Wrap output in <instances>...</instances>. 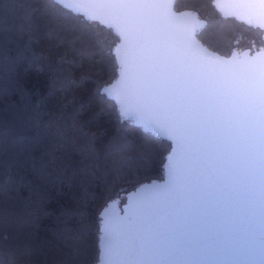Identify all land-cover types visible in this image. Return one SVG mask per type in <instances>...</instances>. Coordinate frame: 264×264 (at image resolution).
Returning <instances> with one entry per match:
<instances>
[{
	"label": "snow or ice",
	"instance_id": "6c2138e0",
	"mask_svg": "<svg viewBox=\"0 0 264 264\" xmlns=\"http://www.w3.org/2000/svg\"><path fill=\"white\" fill-rule=\"evenodd\" d=\"M211 5L264 30V0ZM81 11L102 17L119 34V79L111 85L106 80L113 70L109 37L95 30L74 34L94 66L89 99L67 117L37 113L20 131L0 121V170L27 167L38 185L46 184L69 159L71 144L79 156L74 172L84 184L100 170L122 179L134 162L150 158L147 142L135 158L131 153L122 120L135 117L174 141L169 184L142 189L124 221L102 213L100 264H264V36L255 54L249 49L225 58L197 38L212 21L195 11L178 12L174 0H0V65L9 59L37 64L35 35L74 32L69 13ZM50 71L62 73L56 65ZM84 113L89 122L114 119L103 151L80 122ZM62 216V248L55 255L38 252L4 228L0 264H98L86 243L87 213L67 210Z\"/></svg>",
	"mask_w": 264,
	"mask_h": 264
},
{
	"label": "trees",
	"instance_id": "16d2710c",
	"mask_svg": "<svg viewBox=\"0 0 264 264\" xmlns=\"http://www.w3.org/2000/svg\"><path fill=\"white\" fill-rule=\"evenodd\" d=\"M176 10L195 11L200 18L211 20L209 26L200 29L198 37L210 49L227 57L235 50L245 49L259 34L236 19L223 18L211 5V0H177ZM69 15L74 32L63 36L40 32L33 38L32 48L41 57L37 64L9 59L0 65V121L5 122L10 131L22 130L37 113L44 119L67 117L89 99L94 88V66L71 38L78 32L95 30L109 37L113 70L106 80L111 85L118 78L115 47L119 38L113 30L73 12ZM51 65L62 69V73H52ZM110 103L118 113L116 102L111 99ZM89 119V114L84 113L80 122L86 125L85 131L94 136L97 147L103 151L108 146L114 119L108 116L99 121L89 122ZM122 123L128 125L127 138L134 158L141 144L151 145L146 164L134 162L122 179L100 170L84 184L82 175L74 172V162L79 161V156L70 144L69 159L53 170L46 184L38 185L27 167L14 165L7 171L0 170V231L6 228L10 236L52 256L62 248L58 235L62 214L67 210L83 211L91 225L86 243L91 255L99 261L102 211L114 200L125 203L128 193L140 185L164 179L166 157L171 151L170 142L146 133L132 120L124 118ZM34 155L39 161L40 154Z\"/></svg>",
	"mask_w": 264,
	"mask_h": 264
},
{
	"label": "water",
	"instance_id": "95a60500",
	"mask_svg": "<svg viewBox=\"0 0 264 264\" xmlns=\"http://www.w3.org/2000/svg\"><path fill=\"white\" fill-rule=\"evenodd\" d=\"M176 2H177V0H174V7H175V9H176ZM216 10L220 13V15L223 18H226V19H228V18L229 19H231V18L236 19L233 16L225 17L224 14L221 13L218 9H216ZM73 13L83 16L85 19H87L90 22L99 23L101 26L106 27L107 29L113 30L114 34L119 38V42L117 43L116 47L120 44L119 34L116 32V30L114 28L110 27L105 22V20L102 17L97 16V17L93 18V17H90V16L86 15L83 11L78 12V13H76V12H73ZM236 20L239 21V22H241V23L246 24L247 26H249L246 22H244L242 20H238V19H236ZM250 27H252V26H250ZM199 31H200V29L198 30V32ZM262 31H263V36H264V30H262ZM197 38L199 39V37H197ZM200 43L202 44L203 47L207 48L209 51L215 52L212 49H210L208 46H206L201 40H200ZM116 47H115V49H116ZM246 51H248V50H246ZM234 52H240V51L239 50H235ZM215 53L217 55H220V56H223V57L227 58V56L221 55L218 52H215ZM251 54H255V53H252L251 52ZM118 67H119V65H118ZM118 79H119V68H118V78L116 79V81ZM112 100H114L116 102V104L118 105V108H119L118 102L114 98ZM125 119L132 120L135 125L141 127L146 133L155 135L157 138H160V139H163V140H166V141L170 142L171 143V151H170V153L166 157L164 179H162V180H153V181H151L149 183H144V184L140 185L135 190H133L130 193H128L127 199H126V202L125 203L121 204L119 201L114 200L113 202L110 203V205H108L102 211V213L106 212L108 217H110L111 219L116 220V221H124V220H126L130 216L133 205L137 201L138 197H140L141 195H143L142 189H145L148 186L153 185V184H155L157 186H160L161 188H163L164 186H166V185L169 184V159L168 158H169V156L172 155L173 148H175V143H174L173 140H171L170 138H168L166 135H157L156 132H154L151 128L146 129L143 124H137L135 122V117H128V118H125ZM102 213H101V218H102L101 237H100V243H99L100 249H101V253H100V259L98 261V264H100V262H102V259H103V238H104V235H105V233H104L105 216Z\"/></svg>",
	"mask_w": 264,
	"mask_h": 264
},
{
	"label": "flooded vegetation",
	"instance_id": "af4514ba",
	"mask_svg": "<svg viewBox=\"0 0 264 264\" xmlns=\"http://www.w3.org/2000/svg\"><path fill=\"white\" fill-rule=\"evenodd\" d=\"M248 27H250V26H248ZM250 28H253V27H250ZM253 30H256L259 33L258 36L255 39V44H253V41H252L251 44H249L247 47H245V49L240 50V52H243V51H246V50H249V49H251L252 53H255L257 51V47L259 46L260 39L263 36V31L259 30V29H255V28H253Z\"/></svg>",
	"mask_w": 264,
	"mask_h": 264
}]
</instances>
